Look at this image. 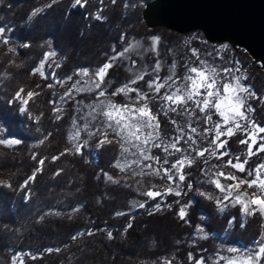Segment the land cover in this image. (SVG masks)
Listing matches in <instances>:
<instances>
[{
	"label": "trees",
	"instance_id": "obj_1",
	"mask_svg": "<svg viewBox=\"0 0 264 264\" xmlns=\"http://www.w3.org/2000/svg\"><path fill=\"white\" fill-rule=\"evenodd\" d=\"M48 1L0 0V27L6 29L4 35L9 39L7 46L0 40V139L20 141L0 145V178L11 184H0V264H12L16 254L23 264H160L162 258L173 257L174 264H191L189 253L204 257L207 264H215L217 253L232 255L226 252L228 247H254L264 233V217L259 212L244 220L238 206L218 214L216 205L194 190L179 197L166 195L161 202L141 196V190L129 192L119 185L105 186L112 188L109 201V194L102 190L107 181L104 174L118 175L114 165L120 155L119 146L114 143L98 148L95 157L89 155L93 143L83 153L65 152L67 121L57 120L53 111L59 92L70 86L80 69L94 72L132 40L158 33L161 78L171 74L173 63L177 75H184L191 47L201 55L211 52L215 44L186 40L191 32L179 34L159 26L152 30L154 27H148L142 17L145 4L151 0H116L115 4L112 0H87L84 7L72 5L73 0H59L28 19L34 8ZM97 13L103 19L97 20ZM196 32L204 37L199 30ZM25 44L30 47H23ZM8 48H15V52H8ZM45 53H55L59 59L56 79L72 76L73 80L65 85L52 84L46 62L43 70L47 79L33 74ZM243 55L248 82L258 97L253 100V118L264 126V102L259 99L264 97V70L248 54ZM127 63L125 56L117 58L108 70L109 93L125 83ZM146 72L145 80L153 77L152 68ZM49 84L54 87L49 88ZM131 86L149 91L145 81ZM18 89H24V94L39 93L27 102L24 112L14 99ZM93 96L95 93L79 95V99ZM111 99L129 102L123 95ZM151 106L159 113L162 136L170 137L174 133L171 119L163 114L158 100ZM238 140L235 136L228 143L233 156L243 150ZM156 153L163 157L160 149ZM40 160L44 161L42 165ZM259 162L261 155L253 156L246 167L254 168ZM196 165L194 171L188 170L194 188L214 192L211 185L198 181L204 175L200 171L202 164ZM33 173L35 177L29 181ZM145 201L146 206L139 208V203ZM187 201L192 204L188 216L181 220L177 213ZM157 203L161 205L159 210L155 208ZM201 227L203 235L196 236V228ZM108 232L112 233L111 238Z\"/></svg>",
	"mask_w": 264,
	"mask_h": 264
},
{
	"label": "snow or ice",
	"instance_id": "obj_2",
	"mask_svg": "<svg viewBox=\"0 0 264 264\" xmlns=\"http://www.w3.org/2000/svg\"><path fill=\"white\" fill-rule=\"evenodd\" d=\"M58 2L59 0H51L48 4L34 8L28 19H33L46 8H50ZM74 2L75 5L81 7L87 4V0H74ZM112 3L115 4L116 0H112ZM127 6L126 4L125 7ZM132 6L135 7V5ZM95 18L97 20L103 19L99 13ZM5 31V28L0 27V40L7 46L9 39L4 35ZM152 40V51H156L155 44L158 37H153ZM23 47H30V45L25 44ZM139 47V42L129 44L122 52L109 58L94 72L90 69H80L76 73L80 79L75 80L60 99L64 100L65 97L72 99L74 91L95 93L96 99L91 104L85 105V107L91 109L87 115L91 118V121H96V124L85 123L83 126H79L77 120L74 119L72 122L74 132L67 139L70 142L75 141L84 132L90 138H97V148L115 143L119 146L120 154L124 157V160L122 162L117 159L114 167L121 172H125L135 165L140 168V171L133 172V175L158 177L161 181L168 182L166 187L149 184L147 190L142 192V195L149 199L155 200L157 197L162 199L165 195L170 194L179 197L186 195L188 191L194 190L200 197L213 202L221 213L229 205L232 207L239 205L242 213L246 216L255 215L257 212L264 216V162L257 164L254 168L246 167L251 157L264 153V135H262L264 134V126L258 124L249 115L255 111L249 100L258 97L251 90V86L243 83L247 77L238 74L240 69L235 67V64L233 67L217 68L207 60L201 59L198 50L192 48L191 53L196 58V63H190L186 67L183 76L177 75L175 72L176 65L173 63L169 69L171 74L161 78L158 75L161 63L156 60L152 68L154 73L152 78L145 80L147 72H137L134 79H130L127 83L109 93L106 87L108 70L113 67L117 58H123L131 49ZM222 47L226 49L227 45H222ZM8 52H15V48H8ZM54 55L55 53H45L44 59L41 60L38 67L32 70L33 74L38 73L42 78L47 79L43 70L45 62ZM132 63L135 66L136 61L133 60ZM56 67H60V65L57 64ZM54 79H56L55 76ZM72 80L73 77L68 76L65 79H56V82L65 85L67 81ZM82 80L83 83H81ZM139 81H145L149 91H141V89L131 86ZM48 87L52 88L54 85L49 84ZM162 89L165 91L162 92ZM22 92H24V89H18L14 94V99L21 98ZM130 93H135V96H130ZM38 94L32 91L27 92L29 98ZM118 95L128 97L129 102L117 103L111 99V97ZM259 99L264 102V97H259ZM157 100L164 115L171 112L188 118L185 126H178L177 120H171L178 133L174 137L165 138L161 134L159 113L154 112L151 106L153 101ZM20 111L24 112L26 109L21 108ZM53 111L57 113L55 118L60 120L59 113L63 109L54 107ZM214 115L218 117L215 122H213ZM193 118L197 121L202 118L204 125H206L202 131L198 132V128L193 126ZM185 128L188 131H185ZM193 134L203 135L208 140L207 147H201ZM237 134L243 136L237 142L246 146V156L243 159L239 155L233 156L231 149L228 147L229 140ZM45 139H47V136ZM165 139H167V142H165ZM19 143V140L0 139V145ZM40 143L43 144L44 140H41ZM87 143L88 141L85 140L83 145L73 144V147L76 152L81 153ZM153 148L160 149L165 155L163 157L153 155ZM71 151L72 148L65 149V152ZM176 153L181 155L177 157ZM125 154H130L136 159L129 161ZM224 157H228V159L224 160ZM57 158L53 157V159ZM169 158H172L171 161ZM210 158L223 161L222 164H213L207 171L203 167L200 168L201 173L207 177L204 182L211 185L215 190L214 192L194 188L188 172L197 162L208 165ZM147 161L153 163H146ZM39 163L42 165L44 161L40 160ZM154 165H159V167ZM213 168L216 171L213 172ZM224 169L235 171L226 172ZM37 171H40V169H37ZM209 172H211V175H209ZM237 173L242 174V178ZM104 175L113 183L120 182L107 173ZM34 177L35 173L28 180H32ZM222 180L231 181V183L225 184L222 183ZM27 183L28 181H25V186ZM0 184L11 187V184L7 181H0ZM245 186L248 189H253V191L251 193L242 191L241 189ZM137 191H140V189L138 188ZM217 192L219 194H216ZM175 203L180 204V201H175ZM191 204L192 201H187L180 205L177 215L181 220H185L188 216V209ZM138 206L144 208L146 201L139 203ZM167 206L172 207L171 204ZM160 207L159 203L155 205L157 210ZM122 214L117 213V215ZM229 224H231V220ZM128 227H131V224ZM198 231L203 232L204 229L201 227ZM108 237H112L111 232H108ZM73 239H76V237H73ZM47 251L51 252L52 249H47ZM226 252L232 255L217 253L215 264H264V233L261 234L252 249L228 247ZM188 260L191 261V264H207L204 257L196 258L192 253L188 254ZM12 264H17L15 255L12 257ZM19 264H23V261L20 260ZM153 264H156V262H153ZM160 264H174V257L163 259Z\"/></svg>",
	"mask_w": 264,
	"mask_h": 264
},
{
	"label": "rangeland",
	"instance_id": "obj_3",
	"mask_svg": "<svg viewBox=\"0 0 264 264\" xmlns=\"http://www.w3.org/2000/svg\"><path fill=\"white\" fill-rule=\"evenodd\" d=\"M50 2H51V0H49L45 4H48ZM72 5H75L74 0L72 1ZM156 28L157 27H154L152 30H155ZM161 28H164V27H161ZM167 30H169V29H167ZM153 37H159L158 33L154 32L153 34H150V35L144 37V39L132 40L131 42H129L125 46V48H126V47H128L129 44H135L136 42H139V44H140L139 48H133L128 53L125 54V58H126V60L128 62L126 64V67H125L124 73H123L124 79H125V83H127L130 79H134L137 72L147 71L149 68H153L156 60H159L160 63H161V60H160V58L158 56L157 48H156V51H152V47H153L152 38ZM200 37H201L200 34L198 32H196V30H194V31H191V34H189V36L186 37V40H188V41H198L199 40V41H201L203 43L204 42H208V41H206L205 38H200ZM213 44H215V46L211 50V52H202L201 55H199L201 59L207 60L210 64L215 65L217 68H220V67H233V65L235 64V67L240 69V73H238V74L247 77V74L245 72L247 61H246L243 53L244 52L246 54H248V53L243 48H241L239 46H236V45H232L230 42H227L226 40H225V42L213 43ZM156 45H157V41H156L155 47H156ZM222 45H227V48L226 49L223 48ZM192 48H195V47H191V49ZM191 49L189 50L190 51V56H189V59H188L187 66L190 63H196V58L192 55ZM198 54H200L199 51H198ZM250 58H251V56H250ZM133 60L136 61L135 66H133V63H132ZM251 60H253V59L251 58ZM59 63H60L59 59H57L54 56H51L49 58V60L46 61V73L49 75L51 81L53 82L52 84L56 83V79H54L55 69L57 68L56 65L57 64L59 65ZM162 70H163V66L161 64V69H160L159 73H161ZM78 79H80V77L76 76V78L72 81L70 86L73 84V82L75 80H78ZM85 79H87V78H85ZM81 83H83V80L81 81ZM243 83L246 84V85L251 86V90L254 91L253 86L248 82V77H247L246 80L243 81ZM66 90H67V88L62 93L59 92V95L57 96V99L55 100V107L63 109V111H61L59 113V115L61 116V120L62 121H64V119L67 121V133H66V138H67L69 135H71L74 132V128H73V124H72L74 119L77 120L79 126H83L85 123H91L93 125L96 124V121H91V118L87 115V113L90 112L91 109L85 107V105L91 104L92 101L96 99V95L93 96V97H90L91 99L84 100V99H79V95H83L84 96V95H89V94H92V93H80V92H75L74 91L72 99H69L68 97H65L64 100H61L60 97L63 95V93ZM30 99L31 98H29L27 96V94H24L22 92L21 98L17 99L20 102V105H19L20 109L21 108L26 109V104L27 103H25V101L28 102ZM101 99H103V98H101ZM254 99L255 98L249 100V103L251 104L252 107H254V104H253V100ZM81 101H83V102L81 103ZM69 104H71V107H70ZM68 107H70V111H68ZM67 111H68V113H67ZM67 114H69L68 117L64 118ZM55 115H57L56 112H55ZM249 115H250L251 118H253V113H250ZM168 117L171 120H173V119L177 120L178 126H185L187 124V122H188V118L186 116H182V115H180L178 113L169 112L168 113ZM217 119H218V117H216L214 115L213 116V122H215ZM192 124H193V126H196L198 128V132L202 131V129L206 126V125H204L202 118H201L200 121H197L195 118H193L192 119ZM185 131H188V129L185 128ZM177 134L178 133L176 132V126H174V133L170 137H174ZM262 135H264V134H262ZM193 136L198 140L199 145L201 147H207L208 140H206L203 135L193 134ZM236 137L238 139H242L243 138V136L241 134H237ZM110 138H112V137L110 136ZM209 139H211V137H209ZM222 139H224V137H222ZM85 140H87L88 143H87V145H85L83 147L81 153H83L84 149H89V146L93 143L92 144L93 148L91 149L89 155L95 157L96 151L98 149L97 146H96L97 138H95V137H91L90 138L87 135V133H84V132H82L80 138L75 140V141L70 142L67 139V143H68V147L67 148H72L71 152H76L75 148L73 147V144L83 145ZM165 142H167V139H165ZM242 146H243V150L239 154V156L243 159L246 156V146L245 145H242ZM253 150H255V149H253ZM161 153L163 154V156L165 155V153H163V151H161ZM152 154L160 156L158 153H156V149L155 148L152 149ZM125 155H126V157H127V159L129 161H131L133 159H136V157L131 156L130 154H125ZM180 155H181L180 153H176L177 157H179ZM258 155H261V162H264V153H260ZM118 159H120L123 162L124 157H122L121 154H120ZM169 159L171 161L172 158H169ZM261 162H259V163H261ZM146 163H153V162L152 161H147ZM196 164L190 170L194 171L196 169V166H197ZM213 164H222V163L219 160H216L215 158H210L209 159V164L208 165H203L202 164L201 167L205 168V170L207 171L209 168H211V166ZM154 166L155 167H159V165H154ZM165 167H167V165H165ZM116 169H117L118 175L117 176H112V177L114 179H116V180H119L120 182L119 183H113L112 181H109L107 179V181L105 180L104 185L102 186V190H104V192L106 191V193H108L109 196H110V193H111L110 191H112L111 187H115V186H118V185L124 187L126 189V191H129V192H131V190L137 191L138 188L143 192V191L147 190V186L149 184H155L157 186L163 185V186L166 187L167 183H168L167 181H161L158 177L133 175V172H139L140 171V168L136 167L135 165H133L132 169H129V170L125 171V172H121L118 168H116ZM145 171H147V170H145ZM212 171L214 172V171H216V169L213 168ZM224 171L228 172V171H235V170L224 169ZM209 175H211V172H209ZM206 179H207V177L204 176L203 179H198V181H205ZM0 181H6V179L0 178ZM222 183L227 184V183H231V181L222 180ZM105 186H108V187L111 186L110 190H109V188H105ZM200 190H202V189H200ZM241 190L242 191H247L249 193H251L253 191V189H248V188H246V186L243 187ZM202 191H204V190H202ZM142 192L140 194L141 196H143ZM216 194H219V193L217 192ZM165 196L162 199L159 198V197H157V198H158L159 201L163 202L164 199H165ZM107 199H109V201H111V196L108 197ZM149 200H151V199H149ZM237 206L239 207V210H240L241 219L244 220L248 216H246V215H244L242 213L241 208H240L239 205H237ZM230 207H232V206L229 205V207H227L226 210H228ZM218 214H222V213L218 211ZM198 229L199 228H196L195 235L196 236L203 235V232H199ZM252 248L253 247H250L249 249H252ZM15 256L18 257L19 254H16ZM163 259H166V258H162L161 261ZM17 264H19V260H17Z\"/></svg>",
	"mask_w": 264,
	"mask_h": 264
},
{
	"label": "water",
	"instance_id": "obj_4",
	"mask_svg": "<svg viewBox=\"0 0 264 264\" xmlns=\"http://www.w3.org/2000/svg\"><path fill=\"white\" fill-rule=\"evenodd\" d=\"M144 7L148 27L185 35L199 30L208 42L226 40L264 70V0H151Z\"/></svg>",
	"mask_w": 264,
	"mask_h": 264
}]
</instances>
